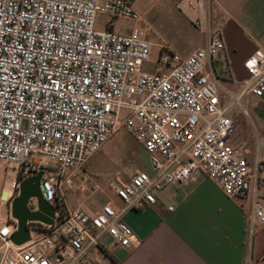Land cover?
<instances>
[{
  "label": "built area",
  "instance_id": "2783aa9c",
  "mask_svg": "<svg viewBox=\"0 0 264 264\" xmlns=\"http://www.w3.org/2000/svg\"><path fill=\"white\" fill-rule=\"evenodd\" d=\"M98 14L140 18L133 0H0V160L22 168L11 190H0V209L7 206L0 216V264H98L93 248L136 241L122 219L126 210L153 203L158 191L196 171L230 198L244 199L253 190L248 219L264 223V197L257 194L264 162L257 155L250 165L238 155L228 115L238 98L225 105L220 98L221 92L229 95L214 66L225 49L222 32L211 33L205 48L187 56L162 45L152 60V45L137 28L97 29ZM150 63L153 71L141 69ZM245 66L241 95L262 97L264 48ZM121 128L142 144L151 175L138 171L126 180L116 174L111 189L122 204L108 199L93 216L71 209L70 179L97 189L83 167ZM38 172L55 218L51 224L27 222L30 240L16 245L10 202L20 181ZM28 206L34 208V198ZM245 264L264 261L249 256Z\"/></svg>",
  "mask_w": 264,
  "mask_h": 264
},
{
  "label": "crops",
  "instance_id": "0c3cea01",
  "mask_svg": "<svg viewBox=\"0 0 264 264\" xmlns=\"http://www.w3.org/2000/svg\"><path fill=\"white\" fill-rule=\"evenodd\" d=\"M133 6L140 18L122 31L137 28L156 57L162 45L187 56L205 48L211 33L222 32L225 49L214 66L229 94L221 92L222 104L230 97L239 102L228 110L235 125L232 144L250 165L257 155L264 162V95H241L249 76L245 61L264 48V0H133ZM154 34L162 35V43L152 40ZM103 193L96 213L108 199L122 204L113 190L112 196ZM257 194L264 197V182ZM252 201L253 190L244 199H233L196 171L188 181L158 191L153 203L123 213L136 239L133 244L95 247L90 256L98 264H245L249 256L264 261V223L249 221ZM102 241L110 239L104 235Z\"/></svg>",
  "mask_w": 264,
  "mask_h": 264
},
{
  "label": "rangeland",
  "instance_id": "374dc122",
  "mask_svg": "<svg viewBox=\"0 0 264 264\" xmlns=\"http://www.w3.org/2000/svg\"><path fill=\"white\" fill-rule=\"evenodd\" d=\"M138 12V11H136ZM139 13V12H138ZM148 24L152 27V21L146 17ZM132 19L120 17H108L98 14L95 27L104 29L105 24L109 23V29L115 32L125 33L122 30L133 22ZM162 35L154 34L152 40L161 42ZM150 58H156L155 51H152ZM155 64H144L141 69L152 71ZM238 106V105H236ZM261 152L264 148L261 147ZM53 162L51 161V164ZM21 165L16 163L5 164L0 160V190H11L12 182L15 181L21 172ZM83 170L92 178V182L98 185L97 189L92 188L80 178H71L70 188L66 190L67 202L71 209L80 207L89 215H94L98 211V204L101 203L105 192L112 196L111 184L116 174L128 180L136 171H144L151 175V168L148 161V154L142 144L128 131L121 128L109 138L103 146L96 151L85 163ZM84 184V188H79ZM7 206L3 204L0 209V216L6 215ZM0 223H3L1 220ZM97 254V253H94ZM101 264V261H99Z\"/></svg>",
  "mask_w": 264,
  "mask_h": 264
},
{
  "label": "water",
  "instance_id": "95a60500",
  "mask_svg": "<svg viewBox=\"0 0 264 264\" xmlns=\"http://www.w3.org/2000/svg\"><path fill=\"white\" fill-rule=\"evenodd\" d=\"M39 176L40 172L22 179L19 183L18 195L10 202L11 216L17 221L10 239L16 245L30 240L27 222L51 224L55 218V208L45 200L48 192H42L45 186L42 183L39 184ZM29 198H34V208L28 206Z\"/></svg>",
  "mask_w": 264,
  "mask_h": 264
}]
</instances>
